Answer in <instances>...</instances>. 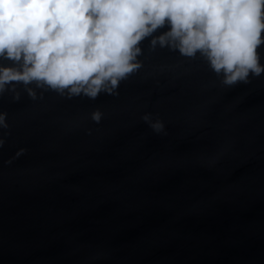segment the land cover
I'll use <instances>...</instances> for the list:
<instances>
[{
	"label": "water",
	"instance_id": "obj_1",
	"mask_svg": "<svg viewBox=\"0 0 264 264\" xmlns=\"http://www.w3.org/2000/svg\"><path fill=\"white\" fill-rule=\"evenodd\" d=\"M151 38L118 95H0V264H264V74L229 88Z\"/></svg>",
	"mask_w": 264,
	"mask_h": 264
},
{
	"label": "clouds",
	"instance_id": "obj_2",
	"mask_svg": "<svg viewBox=\"0 0 264 264\" xmlns=\"http://www.w3.org/2000/svg\"><path fill=\"white\" fill-rule=\"evenodd\" d=\"M166 24L168 31L153 35ZM262 33L264 0H0V58L16 65H0V95L10 91L18 101V83L33 100L32 84L68 98L118 95L120 82L142 66L147 37L151 50L199 53L230 88L264 74ZM102 117L99 109L91 114L97 123ZM141 119L165 133L151 113ZM8 127L0 112V129Z\"/></svg>",
	"mask_w": 264,
	"mask_h": 264
}]
</instances>
